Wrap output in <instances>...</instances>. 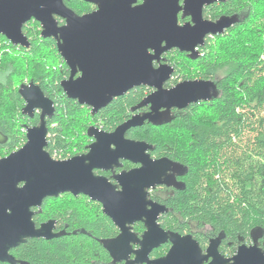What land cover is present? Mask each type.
<instances>
[{
    "label": "water",
    "instance_id": "95a60500",
    "mask_svg": "<svg viewBox=\"0 0 264 264\" xmlns=\"http://www.w3.org/2000/svg\"><path fill=\"white\" fill-rule=\"evenodd\" d=\"M80 1L93 3L100 11L79 16L68 9L62 0H0V35L12 46L28 49L30 43L22 32L23 26L31 20L38 23L40 36L54 41L58 55L69 70V77L60 82L63 93L68 99L91 108L92 115L136 87L151 88L153 92L131 112L142 107H149V111L141 116H132L110 134L95 133L98 130L90 129V134H96L98 138L91 155L58 164L51 162L48 153L49 157L41 152V146H47L46 119H50L55 112L53 101L32 82L19 87L25 117L34 116L33 107H42L45 111L41 109L39 114L42 129L26 130L29 145L24 144L17 151L0 158V261L15 264L8 251L26 238L53 237L48 235L51 230L49 223L42 225L40 230L29 223V205L40 207L43 201L40 198L46 193H54L49 197L71 193L91 195L92 200L103 205L104 213L118 227L119 235L116 238L101 241L114 260L118 259V253L124 254L122 258L127 259L129 241L136 242L131 226L139 219L146 218L144 227L149 230L142 235L141 250L134 254L137 257L146 255L166 241L173 245L165 258L153 264H203L209 257H212L209 264H230V261H234V264H264V253L258 250L256 244L247 249L241 247L237 256L224 260L217 255V240L211 242L206 256H203L190 235L164 232L157 220L159 214L166 210L148 200V192L162 185L177 187L174 174H182L178 173L181 166L168 159L152 160L147 154L151 150L150 145L125 138L128 130L140 127L145 122L161 126L172 119V110L182 111L191 104L209 102L217 97V86L213 81L186 80L166 89L164 85L174 70L167 64H160L161 70L153 72L146 49H159V42L167 39L170 45H180V53L196 58L198 52L192 55L184 52V49L190 48L198 40L202 47L207 36L223 34L224 31L219 30L225 26L229 29L239 22V18L222 16L215 25L209 20L201 23L204 7L225 0H186L185 15H193L197 28L180 31L175 27V15L179 10L176 0H146L144 5H136L138 0L136 3L135 0ZM133 3L135 10L131 9ZM53 13L62 20L67 18L68 28L60 30L65 25L59 26L56 18L53 21ZM182 24L177 14V28ZM57 31H62L63 46L53 36ZM163 47L168 48V45ZM164 53L161 52L160 57ZM149 55H155V52L150 51ZM67 60L79 67L72 71ZM76 74H79L77 78ZM73 80L77 83L73 84ZM160 83L162 88L159 87ZM5 141L6 137L0 132V144ZM109 144H116L117 149L109 150ZM119 157L140 167L114 176L115 185L106 178L94 179L91 176L93 167L105 170L117 168ZM85 159L90 163L85 164ZM18 183H24L25 188L17 189ZM130 264H134V261Z\"/></svg>",
    "mask_w": 264,
    "mask_h": 264
},
{
    "label": "trees",
    "instance_id": "16d2710c",
    "mask_svg": "<svg viewBox=\"0 0 264 264\" xmlns=\"http://www.w3.org/2000/svg\"><path fill=\"white\" fill-rule=\"evenodd\" d=\"M234 3L245 5L243 21L215 41L207 39L202 56L173 57L180 63L173 62L177 75L168 82L171 86L178 79H188V69L204 78L220 69L223 74L217 82V97L176 111L166 124L146 123L127 133L131 139L153 145V156L167 157L185 168V189L175 192L165 203L172 213L185 222L223 232L229 240L238 234L246 237L252 228L264 230V0H225L207 7L204 15L213 19L221 8L229 10L227 16L237 15L241 11H236ZM22 32L30 43L28 49L12 46L2 38L5 49L0 53V132L7 140L0 144V157L23 145L26 126L32 121L22 114L24 102L19 87H13L14 76L26 77L53 101L55 112L47 121L48 128L56 124L49 130L50 154L54 151L65 155L70 147L81 149L82 144H72L73 129L79 121L98 122L103 129L113 130L147 93V89H132L91 117L84 105L68 99L60 87L69 70L54 41L40 36L36 22L26 23ZM219 40L230 44L220 55L215 45ZM44 50L48 54L37 61L35 56ZM75 113H80L79 118L63 122ZM79 198L73 200L79 203ZM48 202H44L46 218L54 215ZM83 207L88 212L69 208L63 216L71 229H84L91 237L78 233L48 242L32 240L13 251L14 256L28 264H91L96 259L94 251L100 250L105 258L95 238L110 237L115 229L98 208L89 212L86 203ZM172 222L173 228L181 226Z\"/></svg>",
    "mask_w": 264,
    "mask_h": 264
},
{
    "label": "flooded vegetation",
    "instance_id": "af4514ba",
    "mask_svg": "<svg viewBox=\"0 0 264 264\" xmlns=\"http://www.w3.org/2000/svg\"><path fill=\"white\" fill-rule=\"evenodd\" d=\"M63 3L68 9L72 10L75 14H77L79 16H82V15H85V14H89V13H92V12L97 10V7H96L95 4L86 3V2H83V1H80V0H63ZM140 4H141V2H140V0H138L136 5H140ZM214 4H220V3L218 2V3H214ZM211 5H213V4H211ZM211 5L206 6V7L203 8V14H204V10L205 9L207 10V7H210ZM74 6L75 7L76 6H80L82 8L83 12L79 13V11L75 10ZM245 14L246 13L244 12V10H242L240 13H238L237 15H234V16H237L239 18V22H240V21H243V19L245 18L244 17ZM222 16H227V15H222ZM222 16H220V17H222ZM227 17H232V16H227ZM210 18H212V17H210ZM216 19H217V15L212 20H216ZM56 20H57L59 26H63L64 25V24H61V21H62L61 18L56 17ZM179 20H181V16L180 15H179ZM31 21L35 22L33 20H31ZM183 22H184V20H183ZM227 31H228V29H227ZM226 32L224 31V33H226ZM223 34H221V35H223ZM221 35H216V36H212V37L207 36L204 39V44H205L207 39L215 40L217 36H221ZM2 38L5 39L3 36L0 35V43L1 44L4 43ZM7 42L11 45V43L9 41H7ZM1 44H0V46H1ZM204 44H203L202 47H200V51L198 52V56L197 57L202 56L201 50L203 49ZM2 46H5V44H3ZM180 55H181V53H180ZM175 56L177 57L176 59H183L184 57L186 59H188V58L189 59H193L192 57H190L188 54H185V53H182V56H177L175 54L174 50H171V51L166 52V53L161 55V61H163L162 64H167L170 67H172L173 70H174V72L170 76L169 80H167V82L164 85V87L166 89L172 88L176 84H178V83H180L182 81H186V80L213 81V82L216 83V86H217V82H218L219 79H216L215 75L212 76V77H209V78H204L202 76H198V77L192 78V79H189V78L188 79H178L175 84H171L170 83L171 86H169L168 82H170V80H171V78L173 76L177 75V70H176L175 65L173 64V62H176V63L179 62L180 63V61H177V60L174 61L173 60V57H175ZM161 61H160L159 64H161ZM78 76H79V74H76L75 78H77ZM136 88L147 89V93L145 94V96L137 104H140V102L145 97H147L148 95H150L153 92V90L151 88H147V87H136ZM136 88H133V89H136ZM81 106H83V105H81ZM83 107H86L88 109L89 116L93 117L94 115L97 114V113H95L94 115H92L91 114V108L87 107L86 105H84ZM148 111H149V107H142L140 109L135 110L134 112H131V110H130L129 114L126 116V119L122 123L128 121L132 116H135V115H140L141 116V115L147 113ZM176 111L177 110H172L171 114L173 115ZM39 114H40V112L38 114L35 113L32 118H29V117H26V118L30 119V120H33L37 116L39 118ZM48 120L49 119H46V126H47V121ZM122 123H120V124H122ZM146 123L147 122H145L143 125H145ZM119 125H117V126H119ZM55 127H56V124H53L49 128L47 126V129H48V132H47V147L48 148H49V140H50V138H49L50 137L49 130H50V128H55ZM28 128H31V127H29V125H27L26 126V130ZM115 128L113 130H111V131H105V129H103L102 125H99L98 122H94V121H84V122H82V121H79L78 123L75 124V127L73 129V133H74L73 138L79 141V137L78 136H80L81 134L85 136L86 133H91L92 130L90 131V129H96L99 132L110 134V133H112L115 130ZM26 130H25V133H26ZM130 130H128L125 133V138L126 139L132 140V141H137V142H145V141H140V140H135V139L129 138L127 136V133ZM83 138L84 137H82L81 139H83ZM25 141H26V137H25ZM4 143H6V141ZM145 143L151 146V150L147 151V154L150 156V158L152 160L168 159L167 157H163V156L162 157L161 156L160 157L153 156L152 155V151L154 150L153 145H151V144H149L147 142H145ZM23 145H24V143H23ZM21 147L17 148L14 151H17ZM75 149H76V154L74 156H71L70 157L71 159L72 158H76V157H80L83 154L80 151V149L79 150L77 148H75ZM14 151H11L10 153H12ZM10 153H8V154H6V155H4V156H2L0 158L8 156ZM48 154L51 157L50 152ZM67 154H68V152L65 155H67ZM168 160L171 161V162L176 163L175 161H172L170 159H168ZM118 162H119V166L117 168H112V169H107V170H105L103 168L95 169L96 172L100 173V176H98V177L106 178V179L109 180V182H111L113 185H115L117 182L114 179V176H116L118 174H121L122 172H128L130 170L137 169V168L140 167L139 164H133V163H131L129 161L122 160V159H119ZM179 170L180 171H178V173H182V174H174V179L176 181L177 187H174V186L166 187V186L162 185V186H157L154 189L149 190V192H148V197H147L148 200L152 201L156 205H159L160 207H163L166 210L165 212L159 214L158 220H157V224L160 226V228L164 232H171V233L177 234L179 236L190 235L192 237V239L197 242V244H198L203 256H206V250L211 245V242L217 240L218 241L217 246H216L217 255H219V257L223 258L224 260H231V259H233L235 257V256H231L229 254V249L239 251V249L241 247L242 248L244 247V248L247 249V248L252 247L254 244H256L258 249H260L261 251H264V239H260L261 236H264V230L259 228V227L250 229V231H249V233L247 234L246 237H242V236H240L238 234V235H236L234 240H229L228 237L223 232L215 233L214 230L211 227H209V226H199L196 222H192V221H186L185 222L182 218H180V216L178 214H173L172 213L173 211L170 208H168L165 203L170 198L174 197L175 192L182 191V190L185 189V183L183 182V176L185 175L186 170L182 166H181V168ZM81 195H84V194L73 195L71 193H62V194L57 195L56 197H47L45 199V200H49L48 205L52 209V212L54 213V215H53V217H50V218L47 217L46 220H42L40 228L42 227V225H46V224L49 223L50 226H51V230H49L48 235H52L53 237L50 238V239H46L45 237H37V238L36 237H29V238H26L23 243L17 245L16 247L11 248L8 251V255L13 258L15 264H28L26 261L16 258L14 256V254H13V251H15L17 248H19L20 245H24V244L28 243L29 241L42 240V241L48 242V241H51V240H54V239H60V238H62L64 236L76 235L78 233L86 235L87 237H91L90 234L87 233L84 229L77 228L76 226H74L73 229H71L69 227V224L65 221L66 218L63 216L64 213H67V210L69 208H65L61 212V211H57L52 206L55 202H67L68 197H71L72 200H73V199H77ZM45 200L42 201L40 207H38L37 212L34 214L37 217L44 218L43 217V212H44V202H45ZM86 204H87V206L89 208V212H92L94 210V208H98L99 212L103 216L106 217V219L113 225V227L115 229L113 235L110 236V237L95 238V241L97 242V244L99 245V247L103 251V253L105 254V258H102L100 256V254H101L100 250H96V251H94V255L96 256V259L92 260L91 264H126V262L128 260H125V258H122L124 256V254L118 253V259L114 260L112 258V256H111V254H110V251L107 250L104 247V245L102 244V242H101L103 240H110V239L116 238L119 235L118 227L115 226V224L111 221L109 216L104 213L103 205L100 202L92 200L90 198ZM97 205H99V207H96ZM172 220H174L178 225H181V226L179 228L171 227V226L174 225V222H172ZM34 224H35V222H33V225ZM40 228H36L35 227L36 230H40ZM143 228H145L144 225H142L140 222H136L134 225L131 226V233L134 235V237L135 236L142 237V235L145 232V231L142 230ZM180 230L182 232H180ZM135 240H136V238H135ZM247 240H252L253 241L252 245H248L246 243ZM138 242L139 241L136 240V243H138ZM205 243H207V247H205ZM234 245L236 246V248L233 247ZM172 246L173 245H172L171 242L166 241L164 243L159 244L155 248L151 249L146 255L142 254V255H139L138 257L134 253L140 251L141 247H139V246L133 247V248H130V253L131 252L133 253V257H131L130 259L132 260V262L134 261V264H153V262H155L157 260H160L162 258H165L169 254ZM206 262H207V264L211 263L212 262V257L211 258L209 257L206 260ZM4 264H8V263L4 262Z\"/></svg>",
    "mask_w": 264,
    "mask_h": 264
},
{
    "label": "clouds",
    "instance_id": "9594fccd",
    "mask_svg": "<svg viewBox=\"0 0 264 264\" xmlns=\"http://www.w3.org/2000/svg\"><path fill=\"white\" fill-rule=\"evenodd\" d=\"M140 2L144 5L146 3V0H140ZM62 3H63V0H62ZM135 3H136V0H135ZM135 3L131 4V9L132 10H135L132 7ZM233 7L236 9V11H242L243 10V7H245V5H241V4H238V3H234L233 4ZM176 8L179 9L176 12V15H175V27H176V29H178L180 31L195 30L197 28V24H196V22L194 20L193 15L191 13H189L188 15H185V12L187 11V2H186V0H176ZM201 9H202V6H201ZM99 11H100V9L98 8L97 11H96V13H98ZM228 11H229L228 9L221 8L218 11V13H217V19L216 20H212L210 17L204 15L202 13V11H201V16H200L201 23H204L205 20H210L211 23L215 25L217 23V20L219 19V17L222 16V15L227 14ZM177 14H179L180 16H182L183 17V20H184V23L179 28H177V26H176V17H177ZM57 16L58 15L56 13H53L51 19L53 21H55V18ZM61 24H64L65 26L62 29H60V30H63V29L68 28V26H69L68 19L65 18V20H62L61 21ZM219 31H225L226 32L227 31V26L221 28ZM206 35H211V33H207ZM53 36H55L56 39L59 40L60 45L63 46L64 40L62 38V31H57L56 35H53ZM165 44L168 45V48H164L163 47ZM168 49H173L174 51L179 52L180 45L179 44H171L170 45L169 44V41L167 39H162L159 42V49H156V48H153V47H149V48L146 49V55H147V57L151 58L150 59V67H151V70L153 72H159L161 70L160 64H157L156 62H157V60H160L161 59L160 53L161 52H167ZM150 51L155 52V55H149V52ZM199 51H200V41L199 40L197 42L193 43L190 48L184 49V52L189 53V54H192V55H195ZM158 52H159V55L157 54ZM47 54H48V50L41 51L40 53H38L35 56V59L37 61H39L41 59V57H43V56H45ZM67 63L69 65H71L72 71H75L79 67V65H77V64H75V65L70 64L68 60H67ZM162 63H163V61H161V64ZM197 70L198 71H202L203 69H197ZM21 79H26V77H15V76L13 77V81H14L13 87L14 88H18L19 87V83H20V80ZM65 79H67V77H65ZM72 83L75 84L77 82L75 80H73ZM159 87L162 88V83H160ZM86 103H88V102H86ZM145 103H149V102L148 101H145ZM41 109L44 110V108H42V107H33V111L35 113H37V114L40 112ZM46 114H49V113H46ZM79 116H80V113H75L74 116H72V117H65V118H63V122L64 123H67V121L69 119L79 118ZM29 127L34 128L35 131L42 129V124H41L38 116L36 118H34L32 121L29 122ZM105 131H111V130H105ZM94 132L95 133H100L99 131H94ZM77 143H80V144L83 145L81 147V149H80V151L83 153L80 156V158H85V157H89L91 155L92 150H93V146H95L98 143V138H97V135L96 134L86 133L83 139H81L79 141L76 140V139H73L72 140V144L73 145H75ZM24 144L25 145H29V141H27V140L24 141ZM112 149H117L116 144H109V150H112ZM50 151L51 150L45 144H43L41 146V152L42 153L46 154V153H49ZM75 154H76L75 147H70L67 155H60V154H57L56 152L52 151L50 160L53 163L66 164V163L71 162V161L74 160V159H71L70 157L71 156H74ZM47 157H49V156L47 155ZM120 158H122V157H119L118 159H120ZM84 163L85 164H89L90 161L87 160V159H85L84 160ZM95 169H96V167H93L91 169V176L94 179H97V177L100 176V173L99 172H96ZM16 187H17V189H20V190L25 188L24 183H18L16 185ZM121 188H123V186H121ZM116 191H121V189H116ZM121 193H123V192H121ZM53 194L54 193H46L40 199L41 200H45L47 197H49V196H51ZM90 198H91V195H89V194L88 195H81L80 198H79L80 199V202L77 203L76 201L72 200L71 197H68L67 202H55L52 206L57 211H61V212L65 208H76L81 213H86V212H88V210L85 209L83 207V205H84V203H87ZM96 207H99V205H97ZM28 209H29V212H28L29 213V223L35 222L34 226L36 228H40L42 220H46V217L41 218V217H37L36 215H34L37 212V210H38V208H37L36 205H29L28 206ZM83 218L84 217L81 216V219H83ZM89 218H91V214L90 213H89ZM138 221L142 225H146V218L139 219ZM155 223H156V221H155ZM142 230L145 231V232H148L149 229L146 227V228H143ZM135 238H136L137 241H140L141 243H136V242L129 241V247L130 248L137 247V246L142 247V242L144 240V237H137V236H135ZM260 239H264V236H261ZM246 243L248 245H252L253 241L252 240H247ZM205 247H207V243H205ZM233 247L236 248L235 245ZM260 252L264 253V251H260ZM229 254L231 256H237L238 255V251L237 250L229 249ZM131 257H133V253L132 252L129 253V255L127 256V259H125V260H128V264H130V262H132V260L130 259ZM0 264H4V261H0ZM203 264H207V262L206 261H203ZM230 264H234V261H230Z\"/></svg>",
    "mask_w": 264,
    "mask_h": 264
},
{
    "label": "rangeland",
    "instance_id": "374dc122",
    "mask_svg": "<svg viewBox=\"0 0 264 264\" xmlns=\"http://www.w3.org/2000/svg\"><path fill=\"white\" fill-rule=\"evenodd\" d=\"M74 8H75V10H77V11H79V13H82L83 12V10H82V8L80 7V6H74ZM215 41V40H214ZM214 41H213V44H214ZM220 41V40H219ZM215 42V45H216V51H217V53H218V55H220V54H222V53H224V51H225V49L226 48H229L230 47V44L227 42V41H220V42ZM1 44V43H0ZM3 44H1V46H0V53H2V51H4V46H2ZM199 72V71H198ZM222 74H223V71L222 70H220L219 69V71H217L216 73H215V77H216V79H219L221 76H222ZM187 76H188V78L189 79H192V78H196V76L197 75H194V74H192V69L190 70V69H188V74H187ZM198 77V76H197ZM23 84H28V81H26L25 79H24V81L22 82V84H20L19 85V87L21 86V85H23Z\"/></svg>",
    "mask_w": 264,
    "mask_h": 264
}]
</instances>
